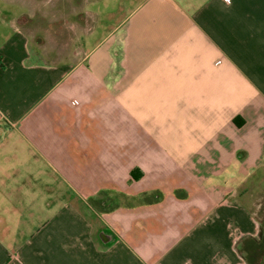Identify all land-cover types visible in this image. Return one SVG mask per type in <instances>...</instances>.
<instances>
[{
    "label": "crops",
    "instance_id": "obj_1",
    "mask_svg": "<svg viewBox=\"0 0 264 264\" xmlns=\"http://www.w3.org/2000/svg\"><path fill=\"white\" fill-rule=\"evenodd\" d=\"M68 1L80 47L49 53L0 0V264H253L264 0H118L93 45Z\"/></svg>",
    "mask_w": 264,
    "mask_h": 264
},
{
    "label": "rangeland",
    "instance_id": "obj_2",
    "mask_svg": "<svg viewBox=\"0 0 264 264\" xmlns=\"http://www.w3.org/2000/svg\"><path fill=\"white\" fill-rule=\"evenodd\" d=\"M35 5L38 4L39 10L42 12L38 13L36 17L33 18V22L29 25L28 29L33 36V43L36 46L41 47V49L45 48L47 52L48 50H53L55 46L61 47L63 53L64 50H68L69 46H72L73 50H77V46L80 47V39L84 35L83 32L78 31L77 34L74 35V30L71 28L70 23H66L64 20H74L76 17H73L72 8L68 6V0H29ZM14 2V1H13ZM74 1H72L73 4ZM17 2H14V8H17ZM83 6L79 7V10L85 11L88 7L91 10H96L100 14V21H94V26H98L93 35L89 39V44L93 45L97 43L100 39L103 38V35L106 33L108 29L117 25L119 20L126 13V8L119 4L118 0H99L98 3L95 0H91L86 4L83 0ZM128 9V8H127ZM72 10V11H71ZM31 12V11H30ZM62 15L63 22L54 23V16ZM85 15V14H84ZM80 20V15L77 17ZM97 20V19H95ZM92 25V24H91ZM73 40L71 42L72 36ZM71 42V45H70ZM75 42V43H74ZM50 53V52H49ZM47 53V60H54L59 56H54L52 54ZM62 58H68L69 55L63 54ZM254 199L251 200L254 202V207L257 210L256 218L262 224V229L264 231V182L263 183H255L254 184ZM264 235V233H263ZM250 245L248 246L250 249V254L247 256L251 262H254L257 259V253H261V258L264 256V237L260 245L256 246L253 242L249 241ZM257 252V253H256Z\"/></svg>",
    "mask_w": 264,
    "mask_h": 264
},
{
    "label": "trees",
    "instance_id": "obj_3",
    "mask_svg": "<svg viewBox=\"0 0 264 264\" xmlns=\"http://www.w3.org/2000/svg\"><path fill=\"white\" fill-rule=\"evenodd\" d=\"M235 122H236L237 124L241 125L242 122H243V120H242L241 117H237V118H235ZM263 233H264V231H263V229H262V230H261V235H263ZM259 260H260V257H257V259L253 262V264H259Z\"/></svg>",
    "mask_w": 264,
    "mask_h": 264
}]
</instances>
